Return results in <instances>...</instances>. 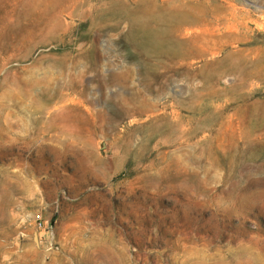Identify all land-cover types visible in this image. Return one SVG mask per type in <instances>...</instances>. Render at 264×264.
<instances>
[{
    "label": "rangeland",
    "instance_id": "374dc122",
    "mask_svg": "<svg viewBox=\"0 0 264 264\" xmlns=\"http://www.w3.org/2000/svg\"><path fill=\"white\" fill-rule=\"evenodd\" d=\"M0 264H264V0H0Z\"/></svg>",
    "mask_w": 264,
    "mask_h": 264
},
{
    "label": "bare ground",
    "instance_id": "6f19581e",
    "mask_svg": "<svg viewBox=\"0 0 264 264\" xmlns=\"http://www.w3.org/2000/svg\"><path fill=\"white\" fill-rule=\"evenodd\" d=\"M162 31H163V28H161V30L159 31V33H156V34H158V35H160L161 33H162ZM155 38H156V40H157V45H156V48L157 49H162V50H166L167 48L166 47H169V45H166L165 46V44H167V43H169V42H164V38H161V37H156L155 36ZM161 38V39H160ZM171 46V45H170Z\"/></svg>",
    "mask_w": 264,
    "mask_h": 264
},
{
    "label": "built area",
    "instance_id": "2783aa9c",
    "mask_svg": "<svg viewBox=\"0 0 264 264\" xmlns=\"http://www.w3.org/2000/svg\"><path fill=\"white\" fill-rule=\"evenodd\" d=\"M36 224H37L38 228L41 230L45 228V222H44L41 215H38L36 217Z\"/></svg>",
    "mask_w": 264,
    "mask_h": 264
}]
</instances>
